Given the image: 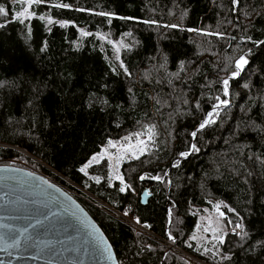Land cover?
<instances>
[{"label":"trees","instance_id":"obj_1","mask_svg":"<svg viewBox=\"0 0 264 264\" xmlns=\"http://www.w3.org/2000/svg\"><path fill=\"white\" fill-rule=\"evenodd\" d=\"M0 4L11 21L12 0ZM34 10L23 25L0 17V164L25 161L76 193L119 263L188 264L169 243L199 264H264V249L250 250L264 240V139L246 129L264 124V0H48ZM98 34L126 46L118 58ZM241 56L248 63L232 77ZM216 96L229 107L198 130ZM149 124L157 131L152 150L120 167L124 192L105 159L80 171L108 140ZM217 203L232 224L218 254H205L191 236L199 213ZM115 213L139 219L150 234ZM236 223L249 233L243 248Z\"/></svg>","mask_w":264,"mask_h":264},{"label":"water","instance_id":"obj_2","mask_svg":"<svg viewBox=\"0 0 264 264\" xmlns=\"http://www.w3.org/2000/svg\"><path fill=\"white\" fill-rule=\"evenodd\" d=\"M149 196L144 189L142 205ZM17 237L21 243L13 246ZM0 264L120 263L101 228L69 192L29 168L0 164Z\"/></svg>","mask_w":264,"mask_h":264},{"label":"snow or ice","instance_id":"obj_3","mask_svg":"<svg viewBox=\"0 0 264 264\" xmlns=\"http://www.w3.org/2000/svg\"><path fill=\"white\" fill-rule=\"evenodd\" d=\"M48 3V0H12L13 10L11 11V21H8L7 18L10 15L9 10L6 9L4 4H0V17L5 18L6 23L7 22H18L21 25L25 23V21H30L33 17L37 16V12L34 10V7H39L41 5H45ZM233 5L238 4V0H232ZM18 7V10L16 8ZM51 7L53 8H69L70 5L66 3H53L51 4ZM82 11V9H81ZM100 16H110L111 13L106 12H99L96 13ZM41 20H44V16L39 17ZM121 19H128V17H121ZM53 18L51 16L47 17V23L49 25L53 24ZM61 27L65 26L68 21H59L58 22ZM145 24H152L155 23V21L146 20L143 21ZM6 24H0V28H4ZM178 25L176 24H169L167 27L175 28ZM189 31H193L192 29H189ZM29 34L31 33V28L28 29ZM82 35L87 36L89 35L88 32H83ZM208 35H213V33H208ZM215 35H222L220 33H216ZM101 39H104L103 36L100 37ZM116 47V52L119 53L120 47L124 45H114ZM126 47V46H125ZM43 50V49H42ZM248 61L245 59V57L241 56L239 59L235 61V70L231 72L232 77H236L239 75L240 71L243 69L244 65H246ZM122 68H124L123 63L120 65ZM126 75H131V73L128 72V70L124 69ZM171 83V81H170ZM222 90L224 97H228L230 95V89H229V80L224 79L222 81ZM131 91V89H129ZM216 103L212 105V110L207 112L206 117L203 119V121L199 124L198 130H203L209 125H213L216 123V118L220 116V109L224 108L227 109L230 105L229 99H221L220 96L215 97ZM157 104L161 103L160 100L155 101ZM199 107V105H197ZM251 119V118H249ZM239 125H237V130H239ZM250 128L252 131L256 132L258 135L261 136L262 139H264V124H255L254 122L250 124H246V129ZM157 135L156 126L154 124H149L145 126V129L143 132H137L135 133L136 137V143H125V144H119L118 142H114L112 140L108 141V147L117 149V152L115 156L112 153H109L107 149L104 151L97 153L96 155L92 156V158L86 163L81 169V172H84L85 175H87V169L92 164H98L101 160L105 158V156L108 157L109 161V178H115L120 181V191L124 192L126 188L129 187L124 181L123 176L119 174L118 171H116V166L118 165L119 161L124 158V154H129L133 158H138L140 155H143L147 148L148 144L150 142H155V137ZM190 135L195 138L197 136V131H193L190 133ZM145 137V138H142ZM124 140H129V137H124ZM191 151H196V145H191ZM189 155L188 151H181L179 153L180 157H187ZM113 160L116 161V164H113ZM97 183L99 182V177H95ZM140 179H144V176H141ZM152 179L160 180V176H154ZM215 210L219 214V218L213 220L212 218H208L207 224L203 227L202 231L203 233H211V239L215 241L216 243L213 244V248H215L218 244H223L225 241V224H232V221L230 220H224L225 214L220 211V204L217 203L214 205ZM228 211L232 212L234 209L229 208ZM169 215H171V210L169 211ZM137 223H139V219H137ZM197 228H200V225H197ZM236 229H239V232H236ZM233 232L236 233L240 237V247L243 248V242L247 240L249 237V233L244 230L242 224L236 223ZM20 235H23L21 233ZM203 238V237H201ZM169 239H173L171 234L169 235ZM192 239H197L195 235L192 236ZM21 243V240L17 237L13 239V246H19ZM257 248L264 249V240H258L256 244L250 246L251 254H255V250ZM209 249L205 248V252H208ZM246 253H249V249H244ZM216 253L214 252L213 255ZM225 259H228V257H224Z\"/></svg>","mask_w":264,"mask_h":264},{"label":"rangeland","instance_id":"obj_4","mask_svg":"<svg viewBox=\"0 0 264 264\" xmlns=\"http://www.w3.org/2000/svg\"><path fill=\"white\" fill-rule=\"evenodd\" d=\"M101 36H103L104 37V39H101L100 37ZM98 37L101 39V41L102 42H104L105 44H107V45H109V46H111V48H112V50H113V52H114V54H115V57H119V55H120V53H121V51H122V49H124L125 48V45L122 43V42H115V41H112L111 39H109L108 37H106V36H104V35H102V34H98ZM114 45H124V46H121L120 47V50H119V53H117L116 52V47L114 46ZM241 72V71H240ZM228 98V97H227ZM144 130H142V131H136V132H134V133H132V134H129V135H127V136H124V137H129V140H124V137L123 138H121V139H118V140H113L112 139V141H114V142H118L119 144H125V143H133V144H135L136 143V137H135V133H137V132H143ZM142 138H145V137H142ZM109 141V140H108ZM108 141L105 143V145H103L102 146V148H101V151L100 152H102V151H104L105 149H107V151L109 152V153H112L114 156H115V154H116V152H117V149H115V148H110V147H108ZM152 150V142H150L149 144H148V148H147V150H146V152L145 153H149L150 151ZM99 152V153H100ZM144 153V154H145ZM94 155H96V154H94ZM94 155H92V156H94ZM92 156H91V158H92ZM141 156V155H140ZM139 156V157H140ZM90 158V159H91ZM89 159V160H90ZM106 161H107V163H108V169H109V161H108V157L107 156H105V158H104ZM103 159V160H104ZM133 159H136V158H133V157H131L129 154H124V158L122 159V160H120L119 161V163H118V165L116 166V171H118L119 172V174H120V167H121V165L124 163V162H127V161H131V160H133ZM88 160V161H89ZM102 161V160H101ZM100 161V162H101ZM12 162H14V163H18V164H21V165H23V166H25V167H27V168H29V169H32L33 167L31 166V165H28L25 161L24 162H22V161H20V160H14V161H12ZM99 162V163H100ZM88 163V162H87ZM113 164L115 165L116 164V161L115 160H113ZM92 165H95V164H92ZM91 165V166H92ZM33 170V169H32ZM35 170V169H34ZM109 172H110V169H109ZM112 179H114V180H117V179H115V178H112ZM67 181V180H66ZM117 181H119V180H117ZM68 182V181H67ZM70 193L71 194H75V196H76V193H74V192H72V191H70ZM102 205V204H101ZM103 206V205H102ZM104 207V206H103ZM220 211L222 212V209L220 208ZM115 216L116 217H118L117 216V213H115ZM127 216H130V215H127ZM126 217V216H125ZM133 217V216H132ZM134 218V217H133ZM208 218H212L213 220H215V219H217V218H219V214L217 213V211L215 210V208H214V205L212 206V208H210V209H204V210H202L200 213H199V218H198V223H197V225H200V228L198 229L197 228V226H196V228H195V230H194V232H193V234H192V236L193 235H195L196 237H197V239H192V236H191V239L193 240V241H195V243L197 244V246L198 247H200L201 249H202V251H203V253H210L211 255H213V253L215 252L216 254L215 255H217L218 254V245L215 247V248H213V244H215L216 242L215 241H213L212 239H211V233H203V231H202V229H203V227L207 224V222H208ZM201 237H203V238H201ZM205 248H208L209 249V251L208 252H205ZM202 264H204V263H202Z\"/></svg>","mask_w":264,"mask_h":264},{"label":"built area","instance_id":"obj_5","mask_svg":"<svg viewBox=\"0 0 264 264\" xmlns=\"http://www.w3.org/2000/svg\"><path fill=\"white\" fill-rule=\"evenodd\" d=\"M119 219L123 220L127 224L131 226V228L136 232V233H147L150 234L149 230L145 228L142 224L137 223V219L133 218L132 216H123V215H117ZM233 232V230H232ZM236 232H239L238 229H236ZM167 245L171 248V250L175 251L179 255H181L188 264H199V261H197L195 258L185 254L184 252L178 250L173 244L167 243ZM123 264V263H120Z\"/></svg>","mask_w":264,"mask_h":264},{"label":"bare ground","instance_id":"obj_6","mask_svg":"<svg viewBox=\"0 0 264 264\" xmlns=\"http://www.w3.org/2000/svg\"><path fill=\"white\" fill-rule=\"evenodd\" d=\"M165 241V240H164ZM169 241V240H168ZM166 245V244H165Z\"/></svg>","mask_w":264,"mask_h":264}]
</instances>
